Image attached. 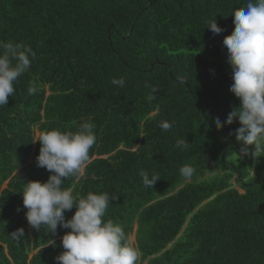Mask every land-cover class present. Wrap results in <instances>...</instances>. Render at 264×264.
Wrapping results in <instances>:
<instances>
[{"label":"trees","instance_id":"trees-1","mask_svg":"<svg viewBox=\"0 0 264 264\" xmlns=\"http://www.w3.org/2000/svg\"><path fill=\"white\" fill-rule=\"evenodd\" d=\"M247 2L0 0V40L35 52L0 106V264H57L70 229H33L22 191L51 174L37 167L40 133L75 132L85 118L96 124L91 162L63 187L77 201L114 198L104 220L128 238L135 229L137 264H264V156L240 154L238 118L215 125L240 105L223 39ZM213 20L225 31L213 34ZM121 77L124 87L111 83ZM161 121L175 123L164 131ZM184 165L195 169L189 181ZM142 170L160 177L153 188ZM19 228L24 236L13 238Z\"/></svg>","mask_w":264,"mask_h":264},{"label":"clouds","instance_id":"clouds-1","mask_svg":"<svg viewBox=\"0 0 264 264\" xmlns=\"http://www.w3.org/2000/svg\"><path fill=\"white\" fill-rule=\"evenodd\" d=\"M234 15V30L223 39L228 52V63L232 69L233 83L230 92L240 101L223 123L215 120L217 129L224 124L231 125L238 118L239 128L235 130L236 140L242 145L240 154L251 155L253 159L264 156V0H248L245 7L237 9ZM213 34L225 29L216 20L206 26ZM35 52L31 46L18 42L0 40V106L8 103L15 93L14 84L31 66ZM113 85L124 87L123 77L113 78ZM147 86V85H146ZM35 86L28 88V95H34ZM155 87L151 88L147 100L155 99ZM175 121H161L159 127L169 131ZM96 124L91 118L82 119L78 129L62 132L49 130L40 133L41 147L36 157L37 167L51 174L46 182L25 183L23 206L28 224L40 231L44 226L55 234L58 226L70 229L61 240L64 251L54 259L57 264H137L141 252L133 246L123 228L111 220H104L109 208V193L89 192L78 201L71 187L65 189L64 181L70 177H83L90 161V150L97 142ZM250 146L254 149L250 152ZM176 147L188 148L186 139L177 140ZM181 176L189 181L195 174L191 165L180 168ZM142 183L153 188L160 177L155 173L141 171ZM76 208L70 219L65 212ZM20 209H18L19 211ZM11 236H24L19 228Z\"/></svg>","mask_w":264,"mask_h":264},{"label":"rangeland","instance_id":"rangeland-1","mask_svg":"<svg viewBox=\"0 0 264 264\" xmlns=\"http://www.w3.org/2000/svg\"><path fill=\"white\" fill-rule=\"evenodd\" d=\"M37 135H38V131L35 130V136H37ZM3 186H4V185H3ZM240 191H242V190L240 189ZM134 228H135V227H134ZM134 231H135V229L133 230V232H132L131 235L129 236V238L131 239L132 243L134 242V238H135Z\"/></svg>","mask_w":264,"mask_h":264}]
</instances>
